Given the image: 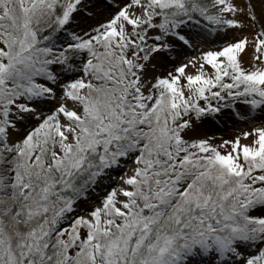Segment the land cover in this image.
<instances>
[{
	"label": "snow or ice",
	"instance_id": "snow-or-ice-1",
	"mask_svg": "<svg viewBox=\"0 0 264 264\" xmlns=\"http://www.w3.org/2000/svg\"><path fill=\"white\" fill-rule=\"evenodd\" d=\"M0 264H264V0H0Z\"/></svg>",
	"mask_w": 264,
	"mask_h": 264
},
{
	"label": "rangeland",
	"instance_id": "rangeland-1",
	"mask_svg": "<svg viewBox=\"0 0 264 264\" xmlns=\"http://www.w3.org/2000/svg\"><path fill=\"white\" fill-rule=\"evenodd\" d=\"M231 122H220L215 125H209L207 129V135L212 136H224V138H229L231 135L229 125Z\"/></svg>",
	"mask_w": 264,
	"mask_h": 264
}]
</instances>
